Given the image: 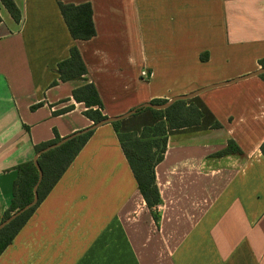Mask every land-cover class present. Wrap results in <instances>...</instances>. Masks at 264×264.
Returning <instances> with one entry per match:
<instances>
[{
  "label": "crops",
  "instance_id": "0c3cea01",
  "mask_svg": "<svg viewBox=\"0 0 264 264\" xmlns=\"http://www.w3.org/2000/svg\"><path fill=\"white\" fill-rule=\"evenodd\" d=\"M0 1V222L17 168L35 148L92 125L73 90L93 83L117 117L261 69L264 0ZM90 3L96 35L74 40L58 2ZM76 47L86 81L61 82ZM143 71L149 74L142 79ZM197 126L168 131L156 166L160 204L148 208L112 124L96 129L0 255V264H264V80L254 77L187 101ZM150 110L120 121L138 133ZM229 141L242 154L217 156ZM154 213L158 219L154 217Z\"/></svg>",
  "mask_w": 264,
  "mask_h": 264
},
{
  "label": "trees",
  "instance_id": "16d2710c",
  "mask_svg": "<svg viewBox=\"0 0 264 264\" xmlns=\"http://www.w3.org/2000/svg\"><path fill=\"white\" fill-rule=\"evenodd\" d=\"M0 1L10 16L16 22H20L21 13L15 2L13 0ZM58 5L74 40H89L96 35L90 3L86 2L75 5L73 3L59 1ZM1 22L2 19L0 17V23ZM262 66L264 67V60L262 61ZM57 72L61 82L87 80L86 76L88 70L76 47H72L69 51V57L58 64ZM260 78L264 80V75H261ZM72 97L77 103H83L85 105L86 110L84 111V115L93 123H97L106 118V116L102 114L103 104L97 88L93 83H86L73 90ZM164 102L166 101L155 100L152 103L160 104ZM145 110H150L154 114L157 122L152 127L143 128L140 134L120 133V122H114L112 125L117 132L123 152L148 208L155 209L161 201L156 184L155 169L164 159L168 143V131L197 126L200 124L203 114L194 104H188L187 101H178L165 111L138 108L135 115ZM93 132L79 136L43 154L39 158L38 162L43 171V179L38 188V203L0 232V255L6 247L11 244L36 208L60 180L92 136ZM59 140L60 139H56L52 142L37 146L35 148L36 153ZM260 150L264 157V142ZM228 154H242V150L234 141H229L227 146L217 153V156ZM17 172L18 176L14 182L12 200L9 208L3 215L2 221L25 207L34 198V187L38 182L39 172L33 161L20 165L17 168ZM157 216L158 215L154 213L156 219H158Z\"/></svg>",
  "mask_w": 264,
  "mask_h": 264
},
{
  "label": "water",
  "instance_id": "95a60500",
  "mask_svg": "<svg viewBox=\"0 0 264 264\" xmlns=\"http://www.w3.org/2000/svg\"><path fill=\"white\" fill-rule=\"evenodd\" d=\"M261 75H264V67H262L261 69L257 70V71H254L248 75H244L242 77H239L237 79H234V80H231V81H227L225 83H220V84H216V85H212L210 87H206V88H203V89H200L198 91H195L193 93H190V94H186V95H180V96H177V97H174L170 100H167L166 102L164 103H160V104H154V103H145L143 105H140L139 107L135 108V109H132L131 111L123 114V115H120V116H117V117H106L105 119L97 122V123H92L91 126L81 130V131H77L67 137H64L62 139H60L58 142L56 143H53L49 146H47L46 148L42 149L41 151L37 152L35 157H34V160H33V163L35 165V167L37 168L38 172H39V179H38V182L37 184L35 185L34 187V198L33 200L27 204L25 207H23L22 209L16 211L15 213H13L12 215H10V217H8L7 219L3 220L0 222V232L5 229L8 225H10L14 220H16L19 216H21L23 213H25L27 210L31 209L32 207H34L37 203H38V200H39V195H38V188L42 182V179H43V171L40 167V164L38 162L39 158L53 150V149H56L64 144H66L67 142L79 137V136H82V135H85L89 132H93L95 131L96 129H98L99 127L101 126H104L106 124H112L114 122H120L128 117H131L133 115H135L136 111L138 110V108H149V109H153V110H157V111H165L167 109H169L171 106H173L176 102L178 101H189L191 99H193L194 97L198 96L199 94L207 91V90H210L212 88H216V87H220V86H225V85H228V84H232V83H235V82H239V81H243V80H247V79H250V78H254V77H260Z\"/></svg>",
  "mask_w": 264,
  "mask_h": 264
},
{
  "label": "rangeland",
  "instance_id": "374dc122",
  "mask_svg": "<svg viewBox=\"0 0 264 264\" xmlns=\"http://www.w3.org/2000/svg\"><path fill=\"white\" fill-rule=\"evenodd\" d=\"M263 133H264V125L259 126V128H257V129H254V132H253L251 138L247 140V143L250 144V143L254 142L255 138L257 136H259L260 134L262 135Z\"/></svg>",
  "mask_w": 264,
  "mask_h": 264
},
{
  "label": "built area",
  "instance_id": "2783aa9c",
  "mask_svg": "<svg viewBox=\"0 0 264 264\" xmlns=\"http://www.w3.org/2000/svg\"><path fill=\"white\" fill-rule=\"evenodd\" d=\"M141 78H142V79H148V78H149V74H148V72H147V71H143V72H142V75H141Z\"/></svg>",
  "mask_w": 264,
  "mask_h": 264
}]
</instances>
